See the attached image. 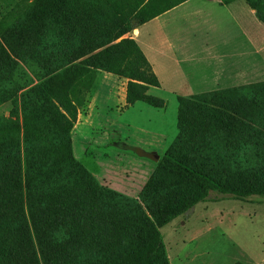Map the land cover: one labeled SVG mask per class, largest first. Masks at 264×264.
Returning <instances> with one entry per match:
<instances>
[{"label":"trees","instance_id":"16d2710c","mask_svg":"<svg viewBox=\"0 0 264 264\" xmlns=\"http://www.w3.org/2000/svg\"><path fill=\"white\" fill-rule=\"evenodd\" d=\"M185 1L23 0L0 20V105L15 106L0 116V264H171L161 227L215 192L264 195V81L178 97V134L138 199L74 155L100 72L129 79L128 103L164 106L128 34ZM246 1L264 23V0Z\"/></svg>","mask_w":264,"mask_h":264},{"label":"rangeland","instance_id":"374dc122","mask_svg":"<svg viewBox=\"0 0 264 264\" xmlns=\"http://www.w3.org/2000/svg\"><path fill=\"white\" fill-rule=\"evenodd\" d=\"M23 0H0V20ZM252 23V21H251ZM255 49L225 52L226 60L212 59L215 69L243 59L254 64L256 82L264 81V24L255 18ZM207 33H200V42ZM237 41H235L236 43ZM129 79L102 71L80 109L72 131L75 157L98 181L123 195L140 192L158 160L178 134L177 96L151 87L163 107L127 101ZM200 88H211L214 84ZM14 104L0 105L9 116ZM171 264H264V195L246 200L212 193L205 202L160 228Z\"/></svg>","mask_w":264,"mask_h":264},{"label":"crops","instance_id":"0c3cea01","mask_svg":"<svg viewBox=\"0 0 264 264\" xmlns=\"http://www.w3.org/2000/svg\"><path fill=\"white\" fill-rule=\"evenodd\" d=\"M255 18L256 11L246 0H187L139 25L128 36L138 42L151 63L160 82L156 89L190 97L256 83L255 67L249 60L217 69L212 62L206 64L212 59L226 60L225 52L230 55L233 47L254 50ZM200 29L208 34L203 43L198 38ZM201 84L214 86L200 88Z\"/></svg>","mask_w":264,"mask_h":264}]
</instances>
